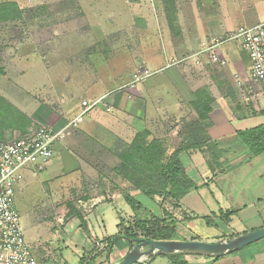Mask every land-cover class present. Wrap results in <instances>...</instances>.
<instances>
[{"label":"crops","instance_id":"1","mask_svg":"<svg viewBox=\"0 0 264 264\" xmlns=\"http://www.w3.org/2000/svg\"><path fill=\"white\" fill-rule=\"evenodd\" d=\"M74 1L83 13L76 29L44 33L43 47L17 48L0 69V96L34 132L47 126L57 134L43 172L25 171L15 187L38 264H78L99 240L107 248L93 264H116L130 247L119 230L132 221L168 218L175 221L171 240L208 243L264 227V152L252 155L237 136L264 126V88L249 78V57L235 43L219 48L223 66L184 61L261 23L264 0ZM143 69L154 75L133 83ZM82 102L97 105L73 126ZM144 134L159 141L164 156L180 152L183 177L195 186L173 199L172 213L161 195L117 172L118 154ZM181 259L264 264V240L217 260ZM137 264L177 263L158 256Z\"/></svg>","mask_w":264,"mask_h":264},{"label":"built area","instance_id":"2","mask_svg":"<svg viewBox=\"0 0 264 264\" xmlns=\"http://www.w3.org/2000/svg\"><path fill=\"white\" fill-rule=\"evenodd\" d=\"M228 42L235 43L248 55L249 78L264 88V20L253 27L238 28L224 39L213 40L184 61L192 59L195 64L204 62L206 65L223 66L225 63L219 57L218 50ZM153 75V71L143 69L133 77V83L142 82ZM96 105V102H82L81 111L72 125L76 126ZM56 138L57 134L50 127L40 126L31 136L0 143V264H38L24 237L15 206V187L22 181L25 171L34 175L43 172L52 157ZM159 203L168 213L177 209L173 199L161 197ZM177 214L182 216L180 210H177ZM130 223L123 227L128 228ZM119 232L122 234L124 230L120 228ZM106 248L103 241H95L93 249L83 254L78 264H93L96 256Z\"/></svg>","mask_w":264,"mask_h":264},{"label":"rangeland","instance_id":"3","mask_svg":"<svg viewBox=\"0 0 264 264\" xmlns=\"http://www.w3.org/2000/svg\"><path fill=\"white\" fill-rule=\"evenodd\" d=\"M99 1L102 2V0ZM100 3L95 2L98 5ZM96 9L98 8L94 7V10H91L94 15H96ZM81 11L74 0H0V69L6 63L7 55L14 57L15 53H18L17 48L23 49L30 45H35L37 48L43 47L44 33L53 30L61 31L62 25L76 29L74 27L77 25L76 20L83 15ZM86 14L91 15L88 10ZM98 26L102 28L107 25L102 23ZM111 41L115 42L109 38L105 40V42ZM116 41L123 42L124 39H116ZM33 132L32 122L0 96V143L5 141L6 137L19 139L31 136ZM152 141L159 143L154 137L144 134L135 143L138 147H142ZM169 158L168 155L164 156V164L169 162ZM131 176L138 183L141 182L142 176L134 172ZM145 177L143 176V179ZM148 178L150 186L157 189L156 186L160 184V174H148ZM16 209L19 213L17 206ZM24 218L20 216L21 225Z\"/></svg>","mask_w":264,"mask_h":264},{"label":"trees","instance_id":"4","mask_svg":"<svg viewBox=\"0 0 264 264\" xmlns=\"http://www.w3.org/2000/svg\"><path fill=\"white\" fill-rule=\"evenodd\" d=\"M237 136L252 155L264 152V126L245 132H238ZM139 137L141 136H138V138ZM135 142L136 141H134L132 145L124 148L118 154L120 164L117 172L120 176L124 177V179L128 180L136 189H143L149 195L159 194L163 198L178 199L191 188L195 187L190 180L183 177L184 170L178 159L180 154L179 151L174 152L170 156L169 162L164 164L165 153L159 143L152 141L145 146L138 147ZM133 172L140 177L142 176L141 182L139 181L138 183V181L132 178L131 174ZM153 173L157 175L160 174V184L156 186L157 189L151 187L148 182V180L150 181L148 174ZM143 176L146 177L143 179ZM128 202L134 209H141L140 204H136L133 200L128 199ZM174 224L175 221L168 218L162 220L132 221L128 228L121 226L124 232L122 234L119 233L118 239H124L128 242L141 239L170 241L175 233ZM238 235L232 234L229 238ZM185 256L187 255L177 254L168 256V258L173 263L183 264L184 261L181 258Z\"/></svg>","mask_w":264,"mask_h":264},{"label":"water","instance_id":"5","mask_svg":"<svg viewBox=\"0 0 264 264\" xmlns=\"http://www.w3.org/2000/svg\"><path fill=\"white\" fill-rule=\"evenodd\" d=\"M264 240V227L240 234L216 243L202 241H153L135 240L129 242L128 251L116 264H137L151 262L158 256L184 254L206 259H219Z\"/></svg>","mask_w":264,"mask_h":264}]
</instances>
